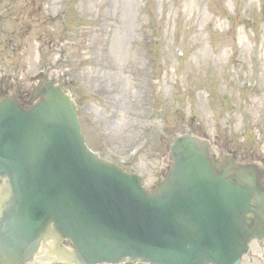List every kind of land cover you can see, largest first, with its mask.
I'll list each match as a JSON object with an SVG mask.
<instances>
[{"label":"rangeland","instance_id":"obj_1","mask_svg":"<svg viewBox=\"0 0 264 264\" xmlns=\"http://www.w3.org/2000/svg\"><path fill=\"white\" fill-rule=\"evenodd\" d=\"M39 72L88 148L148 190L184 134L264 171V0H0V81Z\"/></svg>","mask_w":264,"mask_h":264},{"label":"water","instance_id":"obj_2","mask_svg":"<svg viewBox=\"0 0 264 264\" xmlns=\"http://www.w3.org/2000/svg\"><path fill=\"white\" fill-rule=\"evenodd\" d=\"M31 82L27 101H38L26 109L0 93V264L48 252L64 264H238L264 239L256 165L214 158L207 141L185 134L173 139L170 172L147 191L87 148L62 85L43 73Z\"/></svg>","mask_w":264,"mask_h":264},{"label":"flooded vegetation","instance_id":"obj_3","mask_svg":"<svg viewBox=\"0 0 264 264\" xmlns=\"http://www.w3.org/2000/svg\"><path fill=\"white\" fill-rule=\"evenodd\" d=\"M21 31L22 30H20V34L12 32L10 36H13L15 39H18L20 38L19 35H21ZM9 44H12V41H10ZM17 79L18 78L15 77L10 80V82L13 84L11 88V93H8V91L4 88L7 86V78L5 77L2 81H0V93L4 95L15 96L20 102H25L22 104V106H30L31 104L27 101L28 94L31 90V87L33 86L32 84H30V78H28L27 82L24 83L19 82ZM25 83L28 84L30 87L29 92L26 94H24V88L21 87ZM259 262L261 264H264V240H255L251 242L248 248V252L240 259L238 264H259Z\"/></svg>","mask_w":264,"mask_h":264},{"label":"bare ground","instance_id":"obj_4","mask_svg":"<svg viewBox=\"0 0 264 264\" xmlns=\"http://www.w3.org/2000/svg\"><path fill=\"white\" fill-rule=\"evenodd\" d=\"M212 151H214L216 154H217V157L218 158H222V153L221 152H219V151H217V150H212ZM49 258H48V256L46 255V254H44V253H41L40 254V258L36 261V262H38V263H42V262H44V261H46V260H48Z\"/></svg>","mask_w":264,"mask_h":264}]
</instances>
